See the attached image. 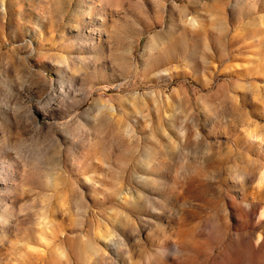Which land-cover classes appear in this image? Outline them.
Here are the masks:
<instances>
[{"label":"rangeland","instance_id":"1","mask_svg":"<svg viewBox=\"0 0 264 264\" xmlns=\"http://www.w3.org/2000/svg\"><path fill=\"white\" fill-rule=\"evenodd\" d=\"M0 264H264V0H0Z\"/></svg>","mask_w":264,"mask_h":264}]
</instances>
